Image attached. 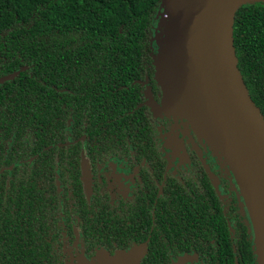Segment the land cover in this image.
Wrapping results in <instances>:
<instances>
[{
    "label": "flooded vegetation",
    "instance_id": "flooded-vegetation-1",
    "mask_svg": "<svg viewBox=\"0 0 264 264\" xmlns=\"http://www.w3.org/2000/svg\"><path fill=\"white\" fill-rule=\"evenodd\" d=\"M156 53L157 47L150 63L136 67L130 85L71 78L66 87L53 84L58 94H66V129L40 128L48 134L35 137L39 152L6 168L21 167L25 197L43 193L51 207L67 204L65 212L45 211L50 224L58 221L49 239L63 264L91 263L99 252L113 256L143 244L147 255L152 239L164 262L178 264L189 256L183 264H202L200 247L207 237L215 241L207 221L219 210L231 238L233 224L245 227L252 240L248 213L225 168L187 119L159 110L163 89L155 79ZM4 141L12 140L0 135V158L7 159L11 145L3 147Z\"/></svg>",
    "mask_w": 264,
    "mask_h": 264
},
{
    "label": "trees",
    "instance_id": "trees-1",
    "mask_svg": "<svg viewBox=\"0 0 264 264\" xmlns=\"http://www.w3.org/2000/svg\"><path fill=\"white\" fill-rule=\"evenodd\" d=\"M160 5L161 0H0V78L25 68L0 85V135L12 140L3 142L11 147L7 159L0 158V169L5 168L0 173V264H63L60 249L49 239L58 221L50 224L45 211L65 212L67 204L51 207L43 193L25 197L21 167L6 168L39 152L35 137L48 134L40 128L66 129V94H58L53 84L66 87L70 78L131 84L136 67L152 61ZM234 46L250 95L264 115V2L238 10ZM64 176L60 171V180ZM192 220L186 217L187 223ZM207 222L215 241L207 237L208 244L200 247L202 264H236L235 257L239 264H256L245 227L232 224L231 238L220 210ZM155 241L141 264H170L156 253Z\"/></svg>",
    "mask_w": 264,
    "mask_h": 264
},
{
    "label": "water",
    "instance_id": "water-1",
    "mask_svg": "<svg viewBox=\"0 0 264 264\" xmlns=\"http://www.w3.org/2000/svg\"><path fill=\"white\" fill-rule=\"evenodd\" d=\"M256 2L264 0H161L153 62L163 89L159 110L187 119L225 168L248 213L256 264H264V115L250 95L234 46L236 13ZM24 70L1 77L0 85ZM146 253L143 244L113 256L99 252L83 264H140Z\"/></svg>",
    "mask_w": 264,
    "mask_h": 264
}]
</instances>
